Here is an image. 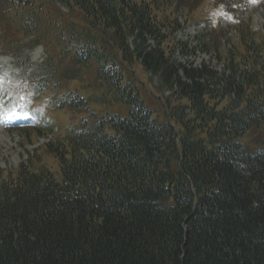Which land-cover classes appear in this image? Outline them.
Instances as JSON below:
<instances>
[{"label": "trees", "instance_id": "obj_1", "mask_svg": "<svg viewBox=\"0 0 264 264\" xmlns=\"http://www.w3.org/2000/svg\"><path fill=\"white\" fill-rule=\"evenodd\" d=\"M57 1L65 21L55 7V19L24 27L92 70L94 94L69 91L61 108L127 110L52 138L58 176L24 163L0 170V264H264V30L257 40L241 25L222 52L213 43L217 75L171 59L180 24L166 1ZM135 64L170 92L163 119L136 87ZM40 67L28 64L20 90ZM54 71L43 86H57Z\"/></svg>", "mask_w": 264, "mask_h": 264}, {"label": "rangeland", "instance_id": "obj_2", "mask_svg": "<svg viewBox=\"0 0 264 264\" xmlns=\"http://www.w3.org/2000/svg\"><path fill=\"white\" fill-rule=\"evenodd\" d=\"M13 1L9 0L7 4H11ZM26 1L37 4V6L22 9L18 5L15 9L18 15H10L4 13L6 10L4 4L6 3L0 0V82L5 84L4 91L2 87L0 88V117L6 119L13 115L17 119L21 118L20 103L24 97L27 102H32L33 106H38L47 112L49 115V118L46 119L48 128H40V130L52 129L54 134L52 138L55 137L56 140V136L64 134V131L67 134L69 130L76 131L86 127L101 115L105 116L111 113L125 115L127 107L124 104L111 101L106 102V105L89 103L86 110H76L77 112L67 107L61 108L60 97L69 91L80 89L85 95L94 94V89L85 86L92 85V70L70 63V54L62 53V46H58L55 52L48 53L42 46H34L40 40L27 36L28 28L24 27L26 18L43 16V18L55 19L51 11L57 7L61 11V20L65 21V15L69 13L68 8L57 0ZM163 1L173 7H168L164 11L168 17L176 18L180 26L184 27L182 31L174 33L176 41L171 59L177 63L192 64V66L205 63L218 75L223 71L224 61L216 56L213 43L217 46L220 40L222 49L220 51H224L229 47L228 42L237 40L238 30L236 31V27L245 25L249 18L252 20L251 28L255 31L257 40L263 39L261 33L262 26H264V0H254V2L253 0H175L178 1L177 4H174L173 0ZM179 1L184 4H180ZM217 1L223 2L221 9L224 17H219L221 10L217 7ZM189 16H192L191 20L188 18ZM230 26L233 27L229 28ZM49 35L53 36V33H49ZM198 36L208 43L207 51L201 43L199 44ZM11 41L14 42L13 46H9ZM182 45H185L182 49L187 52L185 55L181 53ZM28 64L40 65V68L44 70L38 73L32 71L29 74L28 87H22L21 91L15 84L20 82L22 74H26L25 70ZM53 69L55 70L53 80H49V82H56L57 86H51V83L43 86L44 81L47 80L46 75ZM134 71L137 80L136 87L139 92L144 96L154 115L163 119V105L169 98L170 92L161 88L158 78L152 77L137 64L134 66ZM41 75L43 79H40ZM157 87H160V91ZM9 90L15 92H6ZM28 105L29 103L26 104V107ZM42 114L41 112L40 115ZM14 128L8 129L5 121L0 119V170L3 177L15 175L22 163L29 164L32 169H48L58 176L60 173L58 161L45 146L51 138L50 132L37 135L31 129ZM56 128H58L57 131ZM257 137L260 138L261 134H258Z\"/></svg>", "mask_w": 264, "mask_h": 264}, {"label": "snow or ice", "instance_id": "obj_3", "mask_svg": "<svg viewBox=\"0 0 264 264\" xmlns=\"http://www.w3.org/2000/svg\"><path fill=\"white\" fill-rule=\"evenodd\" d=\"M253 2H254V0H253Z\"/></svg>", "mask_w": 264, "mask_h": 264}]
</instances>
